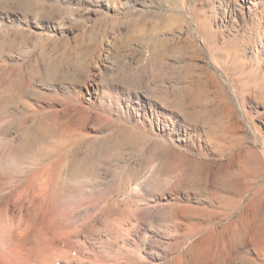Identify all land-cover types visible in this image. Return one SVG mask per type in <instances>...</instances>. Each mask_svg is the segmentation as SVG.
Masks as SVG:
<instances>
[{
	"label": "rangeland",
	"instance_id": "1",
	"mask_svg": "<svg viewBox=\"0 0 264 264\" xmlns=\"http://www.w3.org/2000/svg\"><path fill=\"white\" fill-rule=\"evenodd\" d=\"M2 55L41 264H264V0H0Z\"/></svg>",
	"mask_w": 264,
	"mask_h": 264
},
{
	"label": "bare ground",
	"instance_id": "2",
	"mask_svg": "<svg viewBox=\"0 0 264 264\" xmlns=\"http://www.w3.org/2000/svg\"><path fill=\"white\" fill-rule=\"evenodd\" d=\"M8 60V57L0 56V118L1 114L11 115L13 112L12 106L16 104L14 100L18 91L15 86L16 77L14 71L8 70ZM1 139L0 264H32L31 257L34 254L37 256L38 264H41L44 260H49L53 255H56L57 247L48 241V239H51L48 237L51 236L49 233L52 229L49 227V222H51L49 219L52 217L50 206L53 204L55 207L58 204H62L61 201L65 198L66 192H59L57 189L59 173L53 174L54 170L53 173L52 171L46 173L48 170L45 172L40 164L38 166H40L41 170H38L33 165L32 167L37 169L34 170L31 167L30 158H21L19 152H17L14 138L11 137L6 139V141ZM42 165L44 168L43 163ZM57 166L61 167V165ZM60 178H62V175ZM38 180L42 182L43 189L39 194V200L36 201L35 182ZM49 196H53L51 201ZM52 227L55 228L54 225ZM56 232L61 234V236L67 235L64 230Z\"/></svg>",
	"mask_w": 264,
	"mask_h": 264
}]
</instances>
